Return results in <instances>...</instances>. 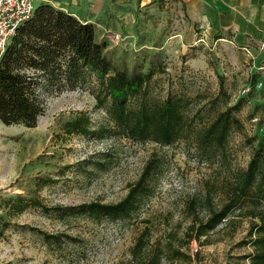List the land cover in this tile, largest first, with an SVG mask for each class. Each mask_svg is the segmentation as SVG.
<instances>
[{"label": "rangeland", "instance_id": "obj_1", "mask_svg": "<svg viewBox=\"0 0 264 264\" xmlns=\"http://www.w3.org/2000/svg\"><path fill=\"white\" fill-rule=\"evenodd\" d=\"M146 10H123L126 16L120 20L113 19V14L122 11L103 10L107 13L96 25L98 39L109 43L108 55L116 66L132 69L141 64L147 71L152 61L162 64L165 72L151 83L153 96L185 92L204 104L219 94L221 74L230 95L228 105H233L243 98L242 91L250 87L255 74L257 81H264V55L249 53L242 37L218 41L221 33L189 25L178 4L164 15L157 10L153 18ZM114 34L124 39L114 41ZM201 96L207 99L200 100ZM245 97L247 102L238 114L245 127L232 135L227 162L206 161L185 141L162 146L65 134L64 124L81 112L89 114L95 130L109 123L87 87L44 93L46 111L36 127L0 122V203L17 194L33 195L39 176L55 180L39 191L48 205L117 203L152 158L161 161L152 181L153 193L132 220L93 222L79 217L61 221L28 209L13 218L15 225L0 240V264L127 262L146 231L148 244L164 252L162 264H249L246 256L254 252L250 233L257 220L243 211L208 235L192 238V227L206 221L211 206L225 202L233 173L247 168L264 137V89ZM36 228L64 236L62 243L44 241Z\"/></svg>", "mask_w": 264, "mask_h": 264}, {"label": "trees", "instance_id": "obj_2", "mask_svg": "<svg viewBox=\"0 0 264 264\" xmlns=\"http://www.w3.org/2000/svg\"><path fill=\"white\" fill-rule=\"evenodd\" d=\"M108 48L106 40L98 39L95 23L47 0L36 4L32 15L16 29L0 59V122L36 127L46 111L44 93L59 94L87 87L96 100V108L105 111L109 123L95 130L89 114L81 112L64 124L65 134L92 139L125 138L162 146L185 141L194 145L204 160L227 162L232 135L244 130L238 114L247 102L245 95L257 89V74L249 91L233 105H228L230 95L221 74L219 94L208 99L201 96L200 100L207 99L204 104L185 92H170L166 98H159L151 94L150 87L154 77L165 72L161 63L152 61L147 71L141 64L132 69L119 67L109 57ZM160 165V159L152 158L138 180L129 186L126 197L117 203L48 205L39 191L55 180L39 176L33 195L2 198L0 240L15 225L13 218L28 209H38L61 221L79 217L93 222L132 220L152 195V181ZM227 193L221 206L210 207L206 221L192 227V238L208 235L231 215L243 211L257 220L250 233L254 252L246 258L249 264H264V137L247 168L233 173ZM36 229L48 243L63 241L60 234ZM146 234L147 231L139 236L132 248V258L116 264H162L164 252L160 246L148 244Z\"/></svg>", "mask_w": 264, "mask_h": 264}, {"label": "crops", "instance_id": "obj_3", "mask_svg": "<svg viewBox=\"0 0 264 264\" xmlns=\"http://www.w3.org/2000/svg\"><path fill=\"white\" fill-rule=\"evenodd\" d=\"M44 0H37L39 2ZM53 5L72 11L78 17L95 24L110 9L120 10L113 19L123 18V10H159L164 15L178 4L184 10L189 25L221 33L218 41L233 42L242 37L249 53L264 55V0H50ZM103 10H107L106 12ZM161 10V11H160ZM132 13V11H128ZM109 15V14H107ZM129 16H127L128 18ZM131 18L137 19L135 16ZM124 19V18H123ZM126 19V18H125ZM195 32V29H193ZM179 36L182 34H178Z\"/></svg>", "mask_w": 264, "mask_h": 264}, {"label": "built area", "instance_id": "obj_4", "mask_svg": "<svg viewBox=\"0 0 264 264\" xmlns=\"http://www.w3.org/2000/svg\"><path fill=\"white\" fill-rule=\"evenodd\" d=\"M36 3L37 0H0V59L18 26L34 12ZM112 39L118 41L124 37L121 34H114ZM256 88L264 89V81H258ZM248 91L249 88H245L242 95Z\"/></svg>", "mask_w": 264, "mask_h": 264}]
</instances>
